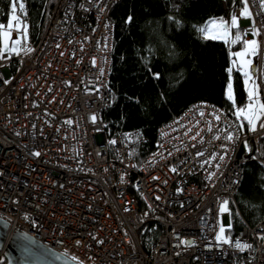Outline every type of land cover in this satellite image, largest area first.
I'll list each match as a JSON object with an SVG mask.
<instances>
[{
    "label": "built area",
    "instance_id": "1",
    "mask_svg": "<svg viewBox=\"0 0 264 264\" xmlns=\"http://www.w3.org/2000/svg\"><path fill=\"white\" fill-rule=\"evenodd\" d=\"M120 1L57 0L39 40L27 35L18 54L0 58V219L78 264H264V220L227 235L245 175L244 142L264 143L259 123L251 132L200 102L162 126L141 160L139 130L108 137L101 113L114 100L111 11ZM222 4L226 21L239 15L240 0ZM249 5L260 12L259 0ZM254 18L264 28V14ZM250 23L239 19L242 30ZM259 44L255 79L264 102V33ZM224 200L228 213L219 211ZM147 218L161 231L145 249ZM221 224L252 248L218 242Z\"/></svg>",
    "mask_w": 264,
    "mask_h": 264
},
{
    "label": "trees",
    "instance_id": "2",
    "mask_svg": "<svg viewBox=\"0 0 264 264\" xmlns=\"http://www.w3.org/2000/svg\"><path fill=\"white\" fill-rule=\"evenodd\" d=\"M56 1L26 0L33 41L44 33ZM8 8L9 0H0V22H6ZM226 13L222 0H121L113 7L110 86L114 100L101 113V119L109 138L139 130L142 141L134 150L138 160L153 152L158 130L192 105L210 103L236 118V109L247 103L239 71L232 79L236 104L226 96L227 69L235 59L228 44L221 39H206L198 31L209 20ZM129 16L131 22H127ZM241 48L237 43L231 51ZM248 144L252 151L244 156V180L236 205L230 204L229 237L239 235L245 224L255 226L264 220V165L259 162L264 156V143L250 140ZM146 227L142 242L148 249L161 226L147 218Z\"/></svg>",
    "mask_w": 264,
    "mask_h": 264
},
{
    "label": "snow or ice",
    "instance_id": "3",
    "mask_svg": "<svg viewBox=\"0 0 264 264\" xmlns=\"http://www.w3.org/2000/svg\"><path fill=\"white\" fill-rule=\"evenodd\" d=\"M253 2H255V0H253ZM233 3L235 4L236 0H233ZM259 9L260 12L254 14V12L250 10L249 0H240L239 15L233 13L231 15V19L227 21L224 18L211 19L203 27L198 29L199 32L204 34L206 39H221L224 40L226 44L232 45L237 43L241 44L242 48L240 51L231 53V56L235 59H232V67L227 69L229 80L226 85V96L233 105L236 104L232 73L234 70L239 71L242 75L243 83L247 91V103L243 107H238L234 115L238 121H246L248 130L251 132L257 131L258 122L259 127L264 129V102L261 101V85L258 84L255 79L257 68L254 63V58L258 57L260 54V44L255 37H259L262 33H264V28L256 27V19L254 17L264 14V0H259ZM240 18L248 19L251 22L249 29L240 30ZM131 20L132 17L129 16L127 22H131ZM234 29L236 31L233 34ZM13 32L17 33L16 38H13ZM249 34H251L254 38L246 39ZM27 35L28 24L26 0H9L6 22H0V58H3L6 53H17V48L21 45L22 41L27 38ZM93 65H95L94 59ZM103 74V70H101V75ZM200 115L203 116L204 113L201 112ZM215 119L219 121L221 116L216 115ZM92 120L95 122L96 117L93 116ZM244 127L245 125L242 123L236 125L238 131H243ZM209 130H211V128H209ZM226 130L227 129L225 128L224 131ZM215 138L220 139L219 136ZM225 139L232 141L234 136L232 133H228L225 136ZM244 147L246 151H252L251 146L247 143V141L244 142ZM35 155L38 156L39 153L37 152ZM197 155H203V153H197ZM220 158L223 159V157ZM171 170L173 172L176 171L175 168ZM157 199H159V197H157ZM228 205L229 201L224 200L219 208L220 213H228ZM227 227L230 229L231 223H229ZM225 231V226L221 224L219 232L216 235V240L218 242L233 244L240 250L252 248L251 244L242 243L239 238L232 241L225 235ZM258 238L264 240V236H258ZM77 244H79V241H77Z\"/></svg>",
    "mask_w": 264,
    "mask_h": 264
},
{
    "label": "water",
    "instance_id": "4",
    "mask_svg": "<svg viewBox=\"0 0 264 264\" xmlns=\"http://www.w3.org/2000/svg\"><path fill=\"white\" fill-rule=\"evenodd\" d=\"M0 251L7 264H78L0 219Z\"/></svg>",
    "mask_w": 264,
    "mask_h": 264
},
{
    "label": "rangeland",
    "instance_id": "5",
    "mask_svg": "<svg viewBox=\"0 0 264 264\" xmlns=\"http://www.w3.org/2000/svg\"><path fill=\"white\" fill-rule=\"evenodd\" d=\"M249 7H250V5H249ZM246 26H248V23L246 24ZM234 31H236V30H234ZM234 31H233V33H234ZM13 38H16V36H17V33L16 32H13ZM28 35H29V29H28ZM257 40H258V42H259V37H255ZM222 41H224V40H222ZM228 46H229V48H230V52L232 53L233 51H231V46H232V44H228ZM18 49V48H17ZM241 50V49H240ZM240 50H238V51H240ZM235 52H237V51H235ZM231 55V54H230ZM232 57V56H231ZM255 60H256V57L254 58V63H255ZM244 88H245V85H244ZM245 91H246V88H245ZM246 94H247V91H246ZM261 101L263 102V100H262V98H261ZM241 122H246V121H243V120H240ZM259 123V122H258ZM258 123H257V127H258Z\"/></svg>",
    "mask_w": 264,
    "mask_h": 264
}]
</instances>
